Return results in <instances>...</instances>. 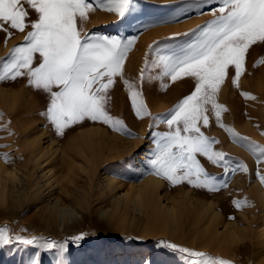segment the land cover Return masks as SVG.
Returning a JSON list of instances; mask_svg holds the SVG:
<instances>
[{
  "label": "snow or ice",
  "instance_id": "1",
  "mask_svg": "<svg viewBox=\"0 0 264 264\" xmlns=\"http://www.w3.org/2000/svg\"><path fill=\"white\" fill-rule=\"evenodd\" d=\"M208 3L217 5L211 10L213 18L183 34L193 37L190 42L167 52L161 50L159 41L149 45L135 82L126 78L125 62L138 37L85 31L83 24L89 13L97 10L115 14L118 23H129L135 19L137 0H0V32L5 34V45L14 32L23 34V42L14 45L7 58L0 60V81L26 78L30 88L45 94L46 109L40 114L58 136L90 121L138 138L123 119L110 111L113 89L118 80L123 81L135 117L151 118L153 148L146 174L164 179L172 186L187 183L196 189L218 192L227 188L229 182L209 173L201 157L223 168L225 176L237 171L248 173L249 167L243 161L234 163L227 153L216 150L214 145L219 141L202 131L210 127L212 117L233 142L256 156L257 166L264 165V145L227 126L222 117L228 109L219 102L226 82L240 87L246 58L253 46L264 44V0H200L195 7ZM174 19L179 22V17ZM260 64H264V57L253 67ZM184 79L194 82L193 90L167 113L153 116L145 99V83L158 80L161 89L167 90L169 85L165 81L175 83ZM241 95L256 99L248 92ZM160 124H166L167 130L156 131ZM3 158L10 162L9 154L4 153ZM255 174L264 184V171L257 167ZM232 203L239 210L247 205V200ZM83 239L81 234L72 238V242ZM13 243L56 250V264H65L67 242L58 244L42 237L12 234L7 226L0 227V246ZM159 246L183 254L189 258L186 264H233L175 243L160 242ZM39 257L37 251L30 264H40Z\"/></svg>",
  "mask_w": 264,
  "mask_h": 264
},
{
  "label": "rangeland",
  "instance_id": "2",
  "mask_svg": "<svg viewBox=\"0 0 264 264\" xmlns=\"http://www.w3.org/2000/svg\"><path fill=\"white\" fill-rule=\"evenodd\" d=\"M199 3L200 0H137L135 19H132L129 23H118V17L115 14L97 10L89 13V19L83 24V28L85 31H96L106 35L119 34L122 37L137 36L138 39L129 51L128 58L125 62V75L130 81L138 82L139 71L144 66L145 54L148 52L149 45L159 41L161 50L165 52L176 49L192 40L193 37L191 35L185 36L183 35L184 33H190L191 30L196 29L197 26L204 25L205 22L213 18L211 10L217 5L215 3H208L203 4L202 7L199 8L195 7V5ZM175 17H179V22H176L174 19ZM32 18L34 19L35 17L33 16ZM4 39L5 34L0 32V60L7 58L9 49L14 45L23 42V34L14 32L13 37L8 40L7 45H5ZM261 57H264V44L254 45L246 58V72L240 78V87L236 88L231 85L230 82H226L219 95V102L224 104L228 109V111L223 114V122L227 126L233 128L240 136L247 137L250 141L258 145H264V134H262L264 133V64H260L257 67H253V64ZM165 82L169 85L167 90L161 89V82L158 80L147 81L144 85L145 99L153 116L167 113L180 99L193 90L194 82L188 79L175 83L169 81ZM257 83L261 84V88H257ZM0 84L7 87L19 88L21 93L24 91L26 96L29 98L33 97L26 107H29L33 101L37 102H34V105L31 104L33 116L35 115L38 119L37 128L39 127L43 131H47L46 133L50 134V136L52 134V138L55 140L53 142L57 145H62L63 141L68 136H66L67 133L62 137L56 135L51 124L40 114L46 109L47 97L45 94L30 88L27 85L26 78H19L16 81L4 80L0 81ZM242 92L251 93L256 99H245L244 96L241 95ZM127 96V89L123 81L118 80L116 87L113 89L110 111H114L112 114L123 119L130 132L138 138H132L129 135L118 132L115 133L122 139L135 140L137 145L124 152L120 157L121 163L119 166L107 165L108 167L106 168L109 170L111 169V171L124 183L136 181L146 174L148 171V159L153 148V137L149 131L151 118H145L144 120L137 119L131 109V104ZM164 96L167 98L171 96V98L169 97L167 101H162ZM165 102L169 104L167 105ZM121 104H126L124 112H127L126 116L129 115V117L127 116L129 119L127 117H124V119L123 116L120 117L121 113L119 115L117 114L118 112H116V109H119ZM164 104L165 107L159 108ZM9 113L12 114L10 115ZM132 116L134 117L132 118ZM10 117L14 120L10 119ZM247 117L250 118L248 127L245 126V119ZM26 118H28L27 114L21 113L20 110L13 112L0 106V158L5 162L3 154H9L10 162L6 163L8 165L13 164L20 160V157H25L26 155L21 147V141L24 136L30 135L31 131L30 133H22L19 128L20 126L17 128V124H21V128L27 125L24 123ZM132 119L133 121H131ZM90 124L100 125L101 123ZM90 124L88 123L80 126L84 127ZM37 128L34 129L37 130ZM155 130L166 131L167 125L160 124ZM223 130L216 125L214 117L210 120V127L202 129L206 135L214 137L219 141V144L214 145L216 150L227 153L228 157L231 158L234 163L235 161H243L248 165V161L255 160L254 163L256 165V156L248 149L247 156H249L250 160L243 152L223 148L224 139L230 138V136H226L228 138L222 137L223 134L221 132H226ZM109 131L114 132L110 128ZM36 132L37 131H32L33 134ZM47 134H45L46 136L43 135L40 141L43 145L48 143ZM226 135H228V133H226ZM200 159L209 173L216 175L218 178L228 180L229 183L227 188L221 189L218 192H208L203 189L193 188L187 183L172 186L163 179L166 188L169 191L179 190L180 188H190L193 192L195 191V194L198 192L200 194H198L199 196L213 200H216L217 197L222 195L221 198H224L222 202L225 210L229 212V219L235 216L242 219L239 210L233 205L232 201L238 200L239 198H244V200L247 198V208H249V216L252 218V223L256 226L263 227L264 213L262 211L260 212L253 198L248 197L244 190H239L238 192L233 190L232 192L231 187L232 185L234 186L233 182L235 177H244L245 173L237 171L234 175L230 174L225 176L223 168L211 164L203 157ZM103 171L104 169H100L99 176L103 175ZM201 194L204 195L202 196ZM214 197L216 199H214ZM251 201L253 205H250L249 202ZM225 204L230 205L226 206ZM99 205H101L100 202L96 204V206ZM35 206L36 205L30 210H19L16 217L8 219L7 221L3 220V214L0 213V227L7 226L12 234L24 235L26 237H42L45 240L55 241L58 244L67 242V251L63 256L65 264H146L148 260H151L152 264H186L189 258L178 252L174 253L170 249L160 247V242L175 243L181 247H188L193 250L197 249L195 245L184 242L178 243L168 236H143L134 228L130 227L128 229L127 225L126 227L123 226L124 228L122 229V226H117L108 219H105L103 222L96 221V219L99 218L97 212H94L92 216H89V220L82 222V224L70 223V225L65 228L62 226L57 227V231L55 230L53 233L51 231L45 232V230L42 231L39 227L29 224L27 221H22V218L29 215L31 213L30 211H33ZM33 226H35L37 230L34 229L35 227ZM81 234L84 236L83 240L72 242V238ZM243 240L240 246V253L238 252L237 257L229 259L221 254H214V252L206 251L205 253L212 257H224V259L232 261L233 264H255V249L248 243L249 241L247 238H243ZM37 251L40 252V264H56L58 259L56 250L46 251L38 249L35 245L27 246L19 243L0 246V264H30L32 257Z\"/></svg>",
  "mask_w": 264,
  "mask_h": 264
},
{
  "label": "bare ground",
  "instance_id": "3",
  "mask_svg": "<svg viewBox=\"0 0 264 264\" xmlns=\"http://www.w3.org/2000/svg\"><path fill=\"white\" fill-rule=\"evenodd\" d=\"M257 88H261L260 83H257ZM25 94L19 88L0 84V106L13 112L20 110L26 113L28 118L24 123L27 125L21 128L22 125L17 124V128L20 126L22 133L31 131L21 141L25 157H20L11 165L0 158V213L4 221L16 217L19 210H30L36 205L22 221L53 233L60 226L65 228L70 223L82 224L97 212L99 218L96 221L108 219L122 226V229L127 225L128 229L134 228L146 237L168 236L178 243L197 246V251H210L229 259L237 257L243 238H247L255 249V264H264V226L252 223L247 205L239 209L242 219L237 216L229 219L222 195L213 200L199 196L198 192L195 194L190 188L169 191L163 179L148 174L124 183L111 169L106 168L107 165L119 166L124 152L137 145L135 140L122 139L115 132H110L108 126L93 125L90 123L94 122L89 121L84 124L90 125H77L66 130L67 138L62 145H57L53 142L52 134L50 136L47 131L37 128L38 119L33 116L31 106L35 101L26 107L33 97ZM164 97L162 101L171 98ZM165 104L159 108L165 107ZM125 105L121 104L116 109L123 118L129 117L124 112ZM249 120V117L245 119L246 127ZM32 131L37 132L33 134ZM221 133L223 138L229 137L227 132ZM45 134L48 143L43 145L40 141ZM224 140L223 148L248 155L247 148L233 142L231 137ZM254 162L248 161L249 172L244 177H235L231 188L232 192L244 190L264 213V184L255 174L257 167L264 171V165L257 166ZM100 169H104L101 176ZM238 200L243 202L244 198ZM99 202L101 205L96 206ZM249 203L251 205L252 201Z\"/></svg>",
  "mask_w": 264,
  "mask_h": 264
}]
</instances>
